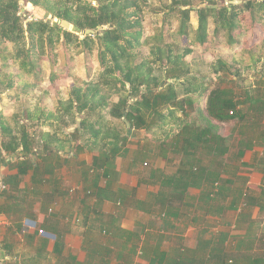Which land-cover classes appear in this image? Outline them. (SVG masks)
Here are the masks:
<instances>
[{
  "label": "trees",
  "instance_id": "16d2710c",
  "mask_svg": "<svg viewBox=\"0 0 264 264\" xmlns=\"http://www.w3.org/2000/svg\"><path fill=\"white\" fill-rule=\"evenodd\" d=\"M146 1L25 0L26 4H32L33 9L25 8L20 14L24 7L21 0H0V60L4 62L0 68V92L37 88L43 79V61L49 60L52 66H56L59 47L64 55L74 45H82L92 53L97 44L102 67L99 78L83 82L82 85L73 84L67 100L60 102L57 111L49 112L47 119H55L54 115L59 111L60 120H55H59L61 128L78 123L71 137L81 139L78 144L80 149L85 147L100 153L98 167L103 169L106 177L111 171L112 159L126 145L129 132L144 129L153 133L169 126V132L174 130L171 146L176 153H185L184 169L181 170L183 176L180 175L187 182L185 188L182 185L183 189L200 185L199 182L203 180L206 184L202 188V198L212 200L213 193L223 197L229 180L223 179L220 171L210 172L207 167L201 166L203 160L198 158L197 151L202 145L208 152L217 149L220 155L227 151L226 141L214 121L235 119L242 126L251 128L264 124V74L256 80L253 88L242 89L240 93L234 87L211 89L202 83L201 76L195 74L184 61L186 56L193 53L189 34L190 14L197 10L199 21L196 40L207 52L213 54L217 46L221 45L217 41L220 33L228 35V44L237 42V33H244L247 36L245 43L249 46H245L242 53L244 51L248 56L247 63L256 65L264 57V51L258 50L259 43L264 42V0H240V3H233L235 0H200L199 6L202 3L207 5L196 9L191 3L174 0L182 18L178 31L186 45L183 53L176 52L171 44H163L164 31L157 38L154 36L159 42H152L151 36L144 37L141 14ZM33 12L38 19L27 20V15ZM50 14L70 21L73 28L65 29L49 18ZM211 23L214 30L210 35L208 28ZM107 24L110 26L101 32L80 37V32L84 30L99 31L100 27ZM143 46L151 48L149 67L137 61L141 54L138 49ZM220 63L221 69L229 70L232 67L225 62ZM157 65L164 68L165 74H155ZM218 75L219 78L227 77V74ZM234 75L236 79L242 76L239 69L235 70ZM56 76L52 71L51 80ZM207 92L208 115H205L201 110V100ZM115 95L119 96L117 101L112 99ZM197 100L201 117L197 119L200 121L194 118L187 121L186 118L191 116L189 109H193ZM44 113V110L38 113L37 109L28 108L15 113L12 120H8L0 111V163L4 158L3 150L17 153L19 148L29 151L36 145L31 128L35 127L36 120L46 115ZM48 135H51L50 132H43L41 137L45 140ZM172 135L166 134V139L172 138ZM216 187L218 190L215 191ZM230 207L236 210L240 208L239 225H236L246 230V233L242 237H235L245 243L247 236L251 238L252 234L257 235L252 225L259 219L252 218L253 208L259 207V214L264 215V188L261 187L260 192H245L243 188H238L233 191ZM244 216L250 217L246 226L240 223ZM124 234L131 237L126 230ZM228 236V233H222L217 243L216 240L202 239L201 245L214 243L204 256L177 255L166 260L165 252L158 251L150 264H232L234 260L229 258L230 253L224 245ZM253 240L249 245L251 249ZM91 245L90 248L85 246L90 258L97 250ZM102 248L103 257L114 251L109 246ZM63 249L64 242L58 239L54 247L58 256L56 264H87L74 256H64ZM244 259L248 261L247 264H264V253L246 255Z\"/></svg>",
  "mask_w": 264,
  "mask_h": 264
},
{
  "label": "crops",
  "instance_id": "0c3cea01",
  "mask_svg": "<svg viewBox=\"0 0 264 264\" xmlns=\"http://www.w3.org/2000/svg\"><path fill=\"white\" fill-rule=\"evenodd\" d=\"M21 3L24 9H33L31 3L26 4L25 0ZM214 122L219 129L218 121ZM76 127L73 124L61 128L57 120L45 119L42 115L31 130L36 138L35 146L29 151L19 148L17 153L3 150L0 212L9 218L11 224L0 233V264H56L58 256L54 247L58 239L64 242V256H74L80 262L90 264L86 262L88 254L85 246L90 248L91 240L102 242L103 237L111 242L109 248L114 251L103 257L104 248L101 249V246L108 245L100 244L90 258L94 264L122 262L121 249L125 244L128 246L127 237L145 238L147 241L142 245L150 242L154 247L160 237L168 238V245L161 249L156 247V252H165L166 260H169L172 255L170 248L176 240L180 247L191 232L195 234L200 230L197 215L201 213L198 212L202 208L201 192L206 183L201 180L200 185L184 190L182 185L185 188L187 182L180 175L183 176L181 170L184 169L185 153H176L172 142L165 141L166 136L163 140L169 144L162 139L157 143V136L144 129L145 134L140 138L128 134L126 145L112 159L111 171L106 177L103 169L98 167L100 153L85 147L80 149L78 144L81 139L71 137V129L74 132ZM67 128L68 131H65ZM43 132H50L51 135L45 136L44 140L41 137ZM221 136L226 141L227 151L224 154L220 155L217 149L208 152L202 145L197 155L203 160L201 166L207 167L210 172L220 171L223 179L229 180L222 198L230 199L228 207L238 212L235 218V223H238L240 208L236 210L230 205L233 191L240 188L236 178L247 173L240 170L231 172L226 168L223 157L233 147L227 137ZM249 142L262 147L264 137L259 141L247 138L239 143L235 155L244 163L251 159L255 150L248 145ZM259 175L261 177L251 178L256 183L259 181L257 192L264 188V169L259 171ZM3 184L6 189L1 187ZM217 187L215 190H218ZM217 208L214 204L208 211L220 218L226 208ZM252 218L257 219V216ZM260 218L258 221L262 227L264 221ZM39 229H44L46 233L40 234ZM125 230L131 237L124 234ZM230 233L242 237L246 230L236 226V232ZM193 236L198 243L202 239L198 234ZM194 251H197L196 248ZM114 253L118 254L115 259ZM180 253L179 250L173 258Z\"/></svg>",
  "mask_w": 264,
  "mask_h": 264
},
{
  "label": "rangeland",
  "instance_id": "374dc122",
  "mask_svg": "<svg viewBox=\"0 0 264 264\" xmlns=\"http://www.w3.org/2000/svg\"><path fill=\"white\" fill-rule=\"evenodd\" d=\"M199 1L200 0H181L180 3H191V5H193L196 9L197 7H200L198 5ZM173 2L174 0H147L146 3H144L145 5L141 14L143 18L144 37L151 36L152 42H159L155 38H157L160 32L164 31L166 32V35L163 44H171L175 48L176 52L183 53L186 49V45L184 44L182 37L178 31L182 18L177 8V4H174ZM27 20L30 19L27 18ZM198 21L197 10H194L190 14L191 25L189 32L190 39L192 40L190 46L193 48V53L184 58L187 66L191 70H193L195 74H199L202 78L201 82L211 89L215 87H234L240 93L242 89L249 90L253 88V85L256 84V80L262 74H264V57L262 61H260L256 65L251 64V62L247 63L246 60L248 59V56L244 51L242 53V49L245 46H249L247 45V42L245 43L247 36L244 35V33H237V42L228 44V35H226L225 33H220L219 35H217V41L220 42L221 45L217 46L213 54H211L212 52H207L204 46L196 40V29L198 27ZM104 28L108 27H106V25L100 27L99 32H101V30ZM213 30L214 26L211 23L208 28V32L210 35L213 34ZM85 35L86 34H84L83 32H80L81 38H83ZM262 37L264 39V33L262 34ZM259 44L260 45L258 50H260L261 52L264 51V42ZM97 48L98 45L95 44L92 53H89L86 49H84V46L74 45L69 49L66 55H64V51H62V49H60L59 47L57 49L58 55L56 66H52L49 60L43 61V79L41 80L37 88L30 89L29 91L19 89L4 90L3 92H0V111L3 112L8 120H12L11 118L15 113L24 111L28 108L37 109L38 113H41L43 110H45V119H47L49 112H52L54 110L57 111L60 102H64L65 100H67L73 84L82 85L83 82L90 81L91 79L97 80L99 78L102 67L99 62V50ZM138 50L141 52V54L137 61L139 63L144 62L149 67L148 57L151 53L150 46H143ZM235 59H239L241 61H236ZM220 62H225L228 65H232V67L229 70L221 69ZM2 64H4V62L0 60V68ZM216 69L218 70V72ZM237 69L240 70V73L242 75L239 79H236L234 75V72ZM52 71L57 75L54 80H51ZM155 74H165L164 68L157 65V67H155ZM218 74H227V77L219 78ZM34 82L35 81H33L32 83ZM208 92L207 95H205V97H203L201 100V110L205 113V115H208L206 110ZM112 99L114 101H117L119 99V96L115 95L112 97ZM198 104L200 105L199 101L197 100L193 109H189L191 111V116H189L188 119L186 118L187 121L192 120L193 118H201L198 111L200 106H198ZM166 111L167 110H165V112ZM54 118L59 119V111L58 113L56 112ZM217 124L219 125L218 130L221 135L227 137L229 141L228 143L233 147V149L223 157L226 168L231 172L240 170L247 173L246 175H244L246 177L239 176L238 178H236V182L238 183L237 186L240 188L242 187L245 192H257L258 188L260 187L258 186L259 181L256 183L255 181H251V178H254L255 176L261 177L259 175V171L264 169V144H262V147L257 145L253 146V142H249L248 145L254 147L255 150L252 149L253 156L250 160L247 159V162L245 163L243 162V160H239L237 158L238 156H236L235 153L238 150L239 143L246 140L247 138L252 141H259L260 139H262L264 137V124L262 126L254 128L244 127L235 119L225 122H217ZM76 125H78V123H76ZM169 128L170 127L167 126L163 130L155 131L153 133L148 131L147 132L151 135L154 134L153 136H157L158 143L159 139H165L166 134H174V130H171L169 132ZM174 128H176L175 125ZM65 131H68V128ZM71 132L73 133L72 129ZM128 134H132V136L140 138L141 135L145 133L143 129H141L135 131L132 130ZM171 139H173V135L172 138L166 140L171 141ZM166 144H169V142H166ZM218 162L221 161L218 160ZM201 200L202 208L201 211H198L201 213L200 215H197L199 216V223H201L199 224L201 225L200 230L196 231L195 234L191 232L187 238L183 239L182 245L180 247L179 242L176 240V242H174V245L170 248V254H172L170 257H173V255L175 253H178L179 250L182 252L179 254L181 256H204L205 252L209 250L208 247L214 245V243L207 246L201 245L202 239L210 241L216 240L217 243L219 242L222 233L226 231H228L227 233L229 236L227 237V241L224 245L227 252L230 253L229 258H232L234 260L232 264H235V262L237 264H247L248 261L244 259V256L261 254V252L262 254L264 253V225L261 227L259 225V221L254 223L252 227L257 235L252 234L250 236L251 238L247 236L248 239H246L244 243L240 238H236V235H231L230 233V231L235 233L236 226L239 225L238 223H235L237 222L235 221V218L237 217L238 212L235 210H231L228 207L230 199L227 200L225 198V200H223L222 196L213 193L212 200L206 199L205 197H203ZM208 203L210 205L215 204L217 210V207L220 206L226 208V210L221 216H219L220 218H217V214L212 213V211H208L210 209ZM253 215H256L257 219L261 217L260 221H264V215L259 214L258 207L253 208L252 216ZM221 218H224V220L227 219L228 221L224 222L221 220ZM249 219L250 217L244 216L243 220L240 223H243V225L246 226V224H249ZM197 234L202 238L200 239V243H198V241L195 240V237L193 236ZM106 239L107 238L103 237L102 242H100V240L93 239L90 241L89 245L93 243L91 246L95 248L99 247V244H106L108 246L111 245V242L109 243V241H107ZM126 240L127 238H125V241ZM252 240L254 242L253 249L249 247L250 241ZM144 241L147 240L142 237L128 240V246H126L125 244V246L121 249L123 250L122 262L124 263L125 261H127V264H150V258L153 257L154 254H157L156 247L158 249H161L167 246L170 242V240H168V238H165L164 236H162V238H159L156 247H154V245L150 242L146 244L144 243L143 246L142 243ZM194 248H196L197 251H194ZM113 256L115 259L117 258L118 254L115 255L114 253ZM128 259L131 261H129ZM86 260L90 264L93 263L90 261L91 259L88 256L86 257Z\"/></svg>",
  "mask_w": 264,
  "mask_h": 264
},
{
  "label": "water",
  "instance_id": "95a60500",
  "mask_svg": "<svg viewBox=\"0 0 264 264\" xmlns=\"http://www.w3.org/2000/svg\"><path fill=\"white\" fill-rule=\"evenodd\" d=\"M233 2L234 3H239L241 1L240 0H235ZM206 5H207L206 3H202L200 5V7H205ZM211 7H216V6L215 5H212ZM49 18L53 19L54 22L61 24L65 29L71 30L73 28L72 23L70 21L66 20V19H60L59 17L54 16L52 14L49 15ZM109 26H110L109 24L106 25V27H109ZM82 32L84 34H94V32H97L98 33L99 31H95L94 29H87V30H84ZM129 86L130 85L128 84V87ZM127 125L130 126V123H127Z\"/></svg>",
  "mask_w": 264,
  "mask_h": 264
},
{
  "label": "built area",
  "instance_id": "2783aa9c",
  "mask_svg": "<svg viewBox=\"0 0 264 264\" xmlns=\"http://www.w3.org/2000/svg\"><path fill=\"white\" fill-rule=\"evenodd\" d=\"M24 10L25 9L22 8L20 14L23 13ZM24 15H26V14H24ZM27 18L28 19H38L37 16H36V14H29V15H27ZM1 187L3 189H6L7 188V186L4 185V184L1 185ZM10 224H11V222H10L9 218L6 217V215L4 213L0 212V233L3 232L7 227H9ZM39 233L40 234H45L46 232H45L44 229H39Z\"/></svg>",
  "mask_w": 264,
  "mask_h": 264
}]
</instances>
